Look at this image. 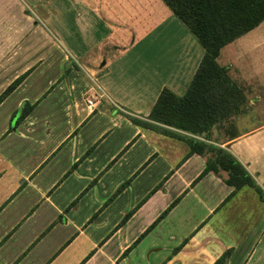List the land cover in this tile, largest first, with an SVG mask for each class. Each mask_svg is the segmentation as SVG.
<instances>
[{
    "label": "crops",
    "instance_id": "1",
    "mask_svg": "<svg viewBox=\"0 0 264 264\" xmlns=\"http://www.w3.org/2000/svg\"><path fill=\"white\" fill-rule=\"evenodd\" d=\"M162 2L174 15L160 0H0V95L26 74L0 102V264H264L258 191L203 173L215 152L188 142L230 151L264 191V21L221 49L245 102L205 138L149 118L204 55Z\"/></svg>",
    "mask_w": 264,
    "mask_h": 264
},
{
    "label": "trees",
    "instance_id": "2",
    "mask_svg": "<svg viewBox=\"0 0 264 264\" xmlns=\"http://www.w3.org/2000/svg\"><path fill=\"white\" fill-rule=\"evenodd\" d=\"M189 27L204 48V55L192 81L182 95L168 87L160 92L149 118L162 124L210 137L212 128L242 112L245 90L233 81L226 66L218 63L221 49L264 21V0H164ZM21 75L0 95V102L25 77ZM31 107L23 108L19 120ZM133 121L153 127L152 123L133 117ZM235 124L230 123V128ZM228 130V129H227ZM233 133V132H232ZM190 152L207 151L215 155L207 160L209 170L228 172L227 183L236 189L254 187L264 201V191L245 165L230 151L196 137L188 138Z\"/></svg>",
    "mask_w": 264,
    "mask_h": 264
},
{
    "label": "rangeland",
    "instance_id": "3",
    "mask_svg": "<svg viewBox=\"0 0 264 264\" xmlns=\"http://www.w3.org/2000/svg\"><path fill=\"white\" fill-rule=\"evenodd\" d=\"M161 1V3H162V5H163V7H164V14H166V15H168V16H170V15H174L170 10H169V8L162 2V0H160ZM178 20H180L181 22H182V20L179 18V17H177V21ZM177 21H175V20H173V18H171V19H168V23H167V25H169V26H171V31H169V32H171V34H166L165 36H166V40L167 41H174V39H176V38H181L182 37V33H181V28H180V26H179V24H177ZM184 23V22H183ZM184 25H186L185 23H184ZM173 30V31H172ZM193 35V34H192ZM194 36V35H193ZM195 38H196V36H194ZM251 38H253L254 40L255 39H260L259 38V33L258 32H254L253 34H252V36H251ZM242 40H239V41H244V37L243 38H241ZM263 45H261V46H259V48H258V50H259V52L257 53V58L256 59H262L263 61H264V42L262 43ZM249 47V46H248ZM248 47H247V49H248ZM228 53H230V54H232L233 56H234V58H235V56L237 55V54H240L237 50H236V48H235V45H233V46H230V47H228L224 52H222V56H225V54H228ZM253 56H251V58H252ZM223 57H218L217 58V60H219V62L222 64L223 63ZM218 62V63H219ZM219 63V64H220ZM220 64V65H221ZM241 115V114H240ZM236 116H238V115H235V116H232L230 119H228V120H224V121H221L218 125H217V127L219 128V130H220V132L221 133H224V131L225 130H227V129H229V127H230V123L231 122H233L234 123V121H235V118H236ZM222 123V124H221Z\"/></svg>",
    "mask_w": 264,
    "mask_h": 264
},
{
    "label": "built area",
    "instance_id": "4",
    "mask_svg": "<svg viewBox=\"0 0 264 264\" xmlns=\"http://www.w3.org/2000/svg\"><path fill=\"white\" fill-rule=\"evenodd\" d=\"M94 104V101L92 99H88V105L91 106Z\"/></svg>",
    "mask_w": 264,
    "mask_h": 264
}]
</instances>
